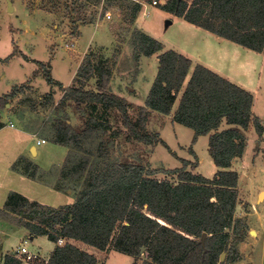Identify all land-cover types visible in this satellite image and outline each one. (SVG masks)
<instances>
[{"label":"trees","instance_id":"16d2710c","mask_svg":"<svg viewBox=\"0 0 264 264\" xmlns=\"http://www.w3.org/2000/svg\"><path fill=\"white\" fill-rule=\"evenodd\" d=\"M142 1L147 0L128 5L130 21L135 19ZM158 5L187 22L264 54V0H165ZM105 12L101 9L98 18ZM130 43L136 60L159 52L155 77L136 115L132 114V103L108 88L111 69L104 60L92 58L91 52L67 87L52 77L48 63L32 59L42 67L45 81L63 92L54 105L51 92L44 95L54 115L44 123L46 126L33 132L42 134L50 126V138L69 148L61 175H74L71 186L77 190L71 203L58 206L10 191L0 207V217L26 227L33 235H46L55 246L48 258L5 253L0 255V264H22L25 260L31 264H98L92 253L74 245L71 239L134 257L146 252L147 258L141 264H223L222 252L227 257L237 253L236 246L243 241L245 231L242 220L235 217L238 173L229 168L245 151L244 132L249 126L259 136L264 132L261 119L252 111L251 92L200 63L193 65L189 57L174 49L161 51L162 43L139 29L132 30ZM91 78H95L94 86L89 83ZM20 86L13 85L0 96V115L6 103L22 91ZM69 101L96 113L88 115L81 134L69 121L65 110ZM175 102L172 121L193 130L191 142L208 135L207 151L217 167L211 178L187 169L198 165L192 146L188 150L194 160L180 157V167L160 171L141 163L101 159L109 154L104 143L100 141L93 148L92 141H84L87 145L90 142L89 147L82 141L84 137L93 139L109 124L99 119L111 110L117 120L112 135L124 133L127 139L161 144L172 151L156 132L147 131L146 122L149 111L170 114ZM26 121L23 127L28 130L36 120ZM222 123L228 127L220 129ZM3 126L5 122L0 119V129ZM77 152L84 156L79 158ZM30 168L33 174L35 170ZM158 172L170 177L159 178ZM59 238L64 240L62 244H58Z\"/></svg>","mask_w":264,"mask_h":264},{"label":"rangeland","instance_id":"374dc122","mask_svg":"<svg viewBox=\"0 0 264 264\" xmlns=\"http://www.w3.org/2000/svg\"><path fill=\"white\" fill-rule=\"evenodd\" d=\"M151 1H143L146 3L143 12L147 11L148 15L142 13L146 20L140 28L162 44L177 46L183 50H197L203 54V48L207 49L206 38L208 39L205 31L187 21L165 14L161 7L152 5ZM122 3V0H0V96L10 91L13 85L23 84L20 86L22 91L6 103L0 115L4 121L13 120L0 129V181H11L5 169L10 176L14 174L12 171L18 172L20 175L17 174L11 186L19 192L23 190L28 199L35 196L32 200L53 205L65 197L60 189L70 187L73 192L77 190L71 186L74 175L55 178L58 172L55 170V164L65 156L66 149L50 138V126L46 132L37 133V136L47 138L46 144L38 145V149L42 150L39 149L37 157L38 163L45 171L33 177L30 171L27 172L25 160H12L17 157L25 137L27 139L32 132L23 127V124L27 123L26 120L33 118L36 121L32 128L40 129L41 126H46L44 123L54 115L52 105L46 102L44 95L52 92L54 105L62 94L57 87L50 89L51 85L43 78L42 67L32 59L48 63L52 77L67 83L75 67L77 68L91 52L93 58L104 60L111 69L108 88L130 100L127 101L133 105L132 114L136 115L137 107L144 102V95L148 92L153 77L150 82L148 79L138 82V73L142 68L141 65L139 67L141 56L139 60L133 57L130 36L132 30L138 29L139 26L137 17L133 21L129 20V4L122 6V9ZM118 4L119 9L116 8ZM101 9H106V12L103 17L98 18ZM167 21L171 23L167 24ZM220 48V51L224 50L225 53L223 56L218 53V58H213V61L225 68H235V73L241 76L236 77L239 82L246 80L247 68L251 71L249 66L255 65L256 69L259 67L261 81L259 89L253 94L252 111L261 118L264 125V55L260 56L259 53L225 39ZM233 49L238 52L234 53ZM12 52L14 54L10 56ZM230 57H235L236 60L231 61ZM144 82L146 83L143 87ZM65 110L69 121L79 134L88 121V115H96L91 110L75 107L70 101L66 103ZM114 113L108 110L107 114L99 119L109 124L99 130L96 137L90 140L82 138L86 147H89L90 142L87 145L84 141H92L93 148H96L100 141L104 143L109 154L108 158L101 159L141 163L161 171L180 167V157L194 160L188 150L192 146L197 159L199 158L198 171L201 174H211V170L216 168L207 151L208 137H200L193 146V130L173 122V112L162 114L150 111L146 122L147 131L156 132L172 151L161 144L149 145L135 139H127L124 133L112 135V129L117 126ZM244 134L247 140L245 151L241 157L234 158L230 169L238 173V204L235 217L244 223L245 235L243 241L236 246L237 253L227 257L224 252L223 264H264V132L259 136L253 126H249ZM32 141H35V137H32ZM77 153L79 158L84 156ZM9 164L12 171L7 168ZM73 164L72 162L68 166ZM187 169L198 173L196 168L188 166ZM156 176L170 177L163 172H158ZM29 179L42 182V185L33 184ZM79 183L78 181L76 187ZM1 219L0 229L6 228L5 232L10 231L9 238L3 237L5 248H14L26 240L23 245L30 253L45 256L52 249L53 243L48 237L41 235L30 239L29 236L33 234L26 227ZM110 252V249H107L105 253L99 254L100 264H104L105 258L107 264H129L130 255ZM141 255L143 257L140 259L147 257L146 252H141ZM232 257H236L234 261Z\"/></svg>","mask_w":264,"mask_h":264},{"label":"crops","instance_id":"0c3cea01","mask_svg":"<svg viewBox=\"0 0 264 264\" xmlns=\"http://www.w3.org/2000/svg\"><path fill=\"white\" fill-rule=\"evenodd\" d=\"M132 1H138V0H122V5H121V8L123 9V7L122 6H125V5H130L131 4V2ZM162 1V0H161ZM160 0H158L157 1V3L156 4H152V5H156V6H159L158 4L159 3H161V4H163L164 2H165V0H163V2H161ZM188 1H190V0H188ZM143 2V1H142ZM113 6H115V4H113ZM146 5L145 4H143L142 3V6H141V9L139 10L140 12H138L139 14H137L136 15V17H137V19H136V22H137V26H139V30H141V31H143L141 28H140V25L141 24H143L144 23V21L146 20L145 18H143V10H144V7H145ZM160 7V6H159ZM116 8H120V5L118 4L117 5V7ZM121 9V10H122ZM162 10H164V9H162ZM165 14H167V15H172L173 17H175V18H178V19H180V20H183V21H186V20H184L183 19V17H180V16H176V15H174V14H172V13H170V12H167V11H163ZM189 24L190 25H194V24H192V23H190L189 22ZM195 26V25H194ZM197 28H199V26H196ZM201 28V27H200ZM203 29V28H202ZM204 31H205V34H207L208 35V39L206 38V46H207V49H205V48H203V54H202V52H198L197 50H183L182 48H179V47H177V46H171V45H169V46H167L166 44H162L163 45V48H162V50L161 51H164V50H167V49H174V50H176V51H178V52H180V53H182V54H184L185 56H187V57H189L190 59H191V61H192V63H193V65L194 64H196V63H200V64H202V65H204V66H206V67H208L209 69H211V70H213L214 72H216V73H218V74H220L221 76H223V77H225V78H227L228 80H230L231 82H233V83H235V84H237V85H239V86H241V87H243L244 89H246V90H248V91H250L251 92V94H252V96H254L253 94L256 92V89H259V82L261 81V71L259 70V67L256 69V67H255V65H253V66H249V68L251 69V71L247 68V73H246V75H247V77H246V80L245 81H237V76L239 77L240 75H238L237 73H235V68H225V67H223V66H221V65H217V64H215V62L213 61V58H218L217 56H219V54L220 55H222L223 56V54L225 53V51L223 50V51H220L221 50V48H220V45L221 44H223V42H224V38H222V37H220V36H218V35H216V34H214V33H212V32H210V31H208V30H205V29H203ZM109 32V31H108ZM143 32H145V31H143ZM146 33V32H145ZM146 34H148V35H150L149 33H146ZM109 35H110V39H111V34L109 33ZM150 36H152V35H150ZM153 37V36H152ZM155 38V37H154ZM225 40H227V39H225ZM232 42V41H231ZM234 43V42H233ZM236 44V43H235ZM237 45H239V44H237ZM239 46H241V45H239ZM243 47V46H242ZM245 48V47H244ZM246 49H248V48H246ZM248 50H251V49H248ZM253 51V50H252ZM233 52L234 53H236V52H238V50H236V49H233ZM254 52H256V51H254ZM219 53V54H218ZM256 53H259V52H256ZM158 54H159V52H155V53H153L152 55H150V56H144V55H142L141 56V59L139 60V67H140V65L142 66V68L140 69V71H139V73H138V82L139 81H141L142 79H148V81L150 82V79H151V77H153L152 78V81H153V79H154V77H155V74H156V70H157V66H158V58H157V56H158ZM260 54V56H262V55H264V54H262V53H259ZM92 58H93V55H92ZM231 58V61H235L236 59H235V57H230ZM260 60V59H259ZM262 62V61H261ZM80 65V64H79ZM78 65V66H79ZM78 68V67H77ZM77 68L75 67V70H74V73H73V75H72V77L70 76V78H69V80H68V82L67 83H64L63 81H61V80H58V79H56L57 81H59L60 83H62V85H63V87H67V86H69V85H71L72 83H73V78L75 77V73H76V70H77ZM150 77V78H149ZM241 77V76H240ZM263 78V77H262ZM55 79V78H54ZM152 81H151V83H152ZM92 82V83H91ZM94 82V83H93ZM90 84H91V86H94V84H95V78H91V80H90V82H89ZM145 83L146 82H144V85H143V87L145 86ZM151 83H150V85H151ZM137 84H139V83H137ZM50 85V84H49ZM52 87H57V86H55V85H51V87H50V89L51 90H54ZM88 87V86H87ZM58 88V87H57ZM150 88V87H149ZM61 92H62V90L60 89V88H58ZM149 90V89H148ZM50 92V91H49ZM63 93V92H62ZM51 94H52V92H51ZM146 95H147V93L144 95V98L146 97ZM61 96H62V94H61ZM122 96V95H121ZM122 97H124V96H122ZM125 98V97H124ZM126 100H128V101H130L129 99H127V98H125ZM254 101H255V98H254ZM71 103H73V105L75 106V107H77L76 105H75V103L73 102V101H70ZM142 102V101H141ZM144 103V102H143ZM143 103L142 104H140V105H143ZM176 104H177V102H176ZM176 104H174V106H173V110H172V112L174 111V109L176 108ZM253 105H254V102L252 103V108H253ZM78 108V107H77ZM253 110V109H252ZM152 112H157V111H152ZM150 113V111L148 112V114ZM1 119V118H0ZM261 119V118H260ZM2 121H4V119H1ZM12 119H9V121L7 122V121H4L5 122V125H7L9 122L10 123H12ZM4 127V126H3ZM2 127V128H3ZM225 127H228V125L227 124H225V123H222L221 124V127H220V129H222V128H225ZM1 128V129H2ZM24 129V128H23ZM28 129V128H27ZM32 132L30 133V135H28V133L27 132H24L23 131V133H25L26 134V136L28 135V138L26 139V137H25V141H23L22 142V144H21V149H19V152H18V154H17V157H15L14 159H12V160H15L16 158H20V159H22V160H25V162H27V164H26V166L28 165V163L30 164V166H29V169H31L30 167H32V168H34V170H35V172L32 174V176L33 177H37V173H39V172H42V171H45L44 169V167H41L40 166V164L38 163V161H37V157L39 156V149L40 150H42V148H39L38 149V145H44V144H46L47 143V138L46 137H42V136H37V132H33L34 131V128H31L30 129ZM208 137V135H200V136H198L197 137V139L195 140V142L194 143H192V145L194 146V144L198 141V139L200 138V137ZM32 137H35V141H32ZM46 138V139H45ZM37 139H45V141L44 142H41V141H37ZM64 148L66 149V153H65V156H63V158L62 159H59L58 160V163L57 164H55V170L56 171H58L57 172V175L55 176V178L56 177H63L62 175H61V167H62V165H63V163H64V161H65V158H66V156H67V152H68V150H69V148L68 147H66V146H64ZM193 148V147H192ZM194 150V149H193ZM195 151V150H194ZM196 153V152H195ZM197 155V154H196ZM235 158H238V157H235ZM187 159V158H186ZM11 160V161H12ZM232 163H233V161H232ZM199 165H200V162H199V158H198V165L196 166V171L198 172V173H200L199 171H198V169H199ZM25 166V167H26ZM215 166V165H214ZM11 165L9 164V165H7V168L9 169V170H11ZM216 167V166H215ZM232 168V167H231ZM230 169V168H229ZM216 170H217V167L215 168V169H212L211 171H212V173L210 174V173H208L207 175H203V176H205V177H207V178H211L212 176H213V174L216 172ZM5 172H6V174H7V177L8 178H10L11 179V181L10 182H8V183H5V182H2V181H0V204H4V202H5V200H6V198H7V195H8V193L10 192V191H16V192H19V191H17V190H15V188L13 187V186H11V182H13L14 181V179H16L17 178V174H19L18 172H15V171H12L14 174L13 175H9L8 174V170H4ZM29 170H27V172H28ZM20 175V174H19ZM54 178V179H55ZM30 180V179H29ZM30 182L31 183H33V184H37V185H42V182H40L39 183V181H35V180H30ZM30 184V183H29ZM52 185V184H51ZM53 186V185H52ZM56 188H58L57 186H56ZM61 191H62V193L63 194H65V197L61 200V201H59V202H54L53 203V205H51V204H49V205H51V206H58V205H60V204H67V203H71L72 201H73V199H74V192H73V190L70 188V187H67L66 189H60ZM23 191V190H22ZM19 192V193H22L23 194V196H26V194H24V192ZM27 197V196H26ZM31 200L32 199H35V196H30L29 197ZM29 199V200H30ZM44 204H47L48 205V203H45V202H43ZM2 205H0V207L2 206ZM1 219V218H0ZM2 220V219H1ZM4 220V219H3ZM6 231V228H1L0 229V255H1V257L5 254V253H14V252H16V250L19 248V247H21V246H23V244H25V242L24 241H22V244L21 245H18V246H16V247H14V248H5L4 247V241H3V237L4 238H9V235H10V231H7V232H5ZM36 236H41V235H30L29 236V238L30 239H33V238H35ZM44 236H46V235H44ZM47 237V236H46ZM49 240V239H48ZM70 242L71 243H73L74 245H76V246H78L79 248H81L82 250H84V251H87L88 253H92L96 258H97V260H98V264H100V261H99V259H100V256H99V254H102V253H105L106 252V250H99V249H97V248H95L94 246H91V245H88V244H85V243H83V242H81V241H77V240H73V239H71L70 240ZM53 243V247H52V249L48 252V254L47 255H45V256H41V255H39V256H41V257H43V258H48V256L50 255V253H51V251L53 250V248H54V246H55V243L54 242H52ZM94 250H93V249ZM26 249H27V247H26ZM110 251L112 252V251H115V250H113V249H110ZM110 252V253H111ZM117 252V251H116ZM26 255H31V254H34V253H30L29 251H28V249H27V252L25 253ZM34 255H38V253H36V254H34ZM130 257V259H129V264H141L142 263V261L143 260H145L147 257H145V258H143V259H140V258H142L143 256L141 255V256H138V257H134V256H129ZM22 264H31V263H29L28 261H23L22 262ZM102 264V263H101ZM104 264H107V258H105V262H104Z\"/></svg>","mask_w":264,"mask_h":264},{"label":"built area","instance_id":"2783aa9c","mask_svg":"<svg viewBox=\"0 0 264 264\" xmlns=\"http://www.w3.org/2000/svg\"><path fill=\"white\" fill-rule=\"evenodd\" d=\"M157 1H158V0H152V1H151V4H156ZM142 3H143V2H142ZM143 4L146 5V3H143ZM144 9H145V7H144ZM143 11H144V10H143ZM143 14H144L145 16H147V15H148V12H147V11H146V12H143ZM106 16L109 17L108 14H106ZM37 141H38V142H39V141L44 142L45 139H37ZM24 242L26 243L27 241L24 240ZM63 242H64V240H63L62 238H59V239H58V244H62ZM26 252H27V249H26V246H25V245L19 247V248L16 250V253H17V254H25ZM31 255L34 256V254H31Z\"/></svg>","mask_w":264,"mask_h":264},{"label":"water","instance_id":"95a60500","mask_svg":"<svg viewBox=\"0 0 264 264\" xmlns=\"http://www.w3.org/2000/svg\"><path fill=\"white\" fill-rule=\"evenodd\" d=\"M9 4H11L10 1H9ZM170 23H171V21H167V24H170ZM251 232H252V230H251ZM204 237H205V233L202 234L201 242H203ZM143 250H144V248L142 247L141 248V251H143ZM224 254H225L224 252L221 253V255H220V261L223 260Z\"/></svg>","mask_w":264,"mask_h":264}]
</instances>
